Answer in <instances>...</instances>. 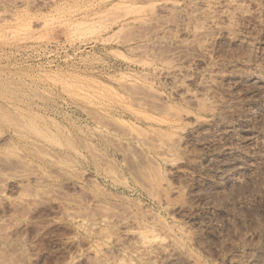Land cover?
I'll use <instances>...</instances> for the list:
<instances>
[{
  "label": "rangeland",
  "instance_id": "1",
  "mask_svg": "<svg viewBox=\"0 0 264 264\" xmlns=\"http://www.w3.org/2000/svg\"><path fill=\"white\" fill-rule=\"evenodd\" d=\"M0 264H264V0H0Z\"/></svg>",
  "mask_w": 264,
  "mask_h": 264
},
{
  "label": "bare ground",
  "instance_id": "2",
  "mask_svg": "<svg viewBox=\"0 0 264 264\" xmlns=\"http://www.w3.org/2000/svg\"><path fill=\"white\" fill-rule=\"evenodd\" d=\"M17 121V120H16ZM26 129V128H25ZM29 131V130H28ZM44 152V151H43ZM45 153H47L46 151H45ZM52 154V153H51ZM53 156V155H52ZM127 226V225H126ZM127 228V227H126ZM142 229V228H141ZM138 230V229H137ZM143 230V229H142ZM141 236H143V235H141ZM155 236V235H154ZM135 237V236H134ZM159 237V236H158ZM169 237H170V235H169ZM141 238V237H140ZM137 239V238H136ZM144 239V238H143ZM162 241V240H161ZM172 241V240H171ZM158 244H160V243H158ZM146 245V244H145Z\"/></svg>",
  "mask_w": 264,
  "mask_h": 264
}]
</instances>
